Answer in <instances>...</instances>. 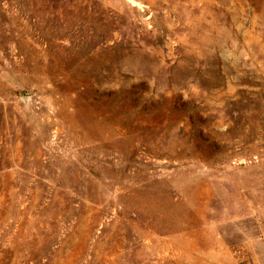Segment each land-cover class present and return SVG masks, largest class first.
Here are the masks:
<instances>
[{
  "label": "rangeland",
  "instance_id": "374dc122",
  "mask_svg": "<svg viewBox=\"0 0 264 264\" xmlns=\"http://www.w3.org/2000/svg\"><path fill=\"white\" fill-rule=\"evenodd\" d=\"M0 264H264V0H0Z\"/></svg>",
  "mask_w": 264,
  "mask_h": 264
}]
</instances>
